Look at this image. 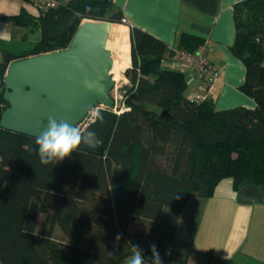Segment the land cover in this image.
<instances>
[{"label": "trees", "instance_id": "obj_1", "mask_svg": "<svg viewBox=\"0 0 264 264\" xmlns=\"http://www.w3.org/2000/svg\"><path fill=\"white\" fill-rule=\"evenodd\" d=\"M59 1L48 10L37 5L38 17L25 9L4 16L39 31L40 38L30 48L2 49L0 119L10 105L4 98L9 63L67 48L86 19L114 22L109 47L131 54L125 76L132 109L117 116L103 154L76 148L47 165L36 155V137L0 126V261L128 264L139 251L143 264H154L155 245L169 264H188L174 238L192 193L213 197L231 178L235 191L255 185L264 199V0H242L233 8L231 51L246 67L240 91L256 105L222 110L211 98H188L185 72L164 65L170 46L137 26L130 34L119 28L125 16L113 0L76 10L70 7L74 0ZM204 42L178 47L195 51ZM120 166L131 171L122 204L114 193ZM133 222L149 229L131 231Z\"/></svg>", "mask_w": 264, "mask_h": 264}, {"label": "crops", "instance_id": "obj_2", "mask_svg": "<svg viewBox=\"0 0 264 264\" xmlns=\"http://www.w3.org/2000/svg\"><path fill=\"white\" fill-rule=\"evenodd\" d=\"M240 1L242 0H113V3L123 11L124 16L135 27L155 35L170 47L183 44L199 45L206 39H210L212 44L210 58L222 69L220 79L208 88L192 70L184 71L188 81L186 94L188 97L191 94H199L211 98L216 102L217 108L222 110L238 106L253 108L256 105L253 99L240 91V86L246 78V67L231 51L235 40L233 8ZM24 9L35 17L41 13V9L29 0L0 2V22L17 34L12 37L11 42L18 45L24 43L27 35H22V27L4 19V16L17 15ZM126 27L128 29V26ZM130 31L131 28L129 33ZM115 38L120 45V38ZM0 49L2 53V49L5 48ZM117 52L124 66H130L131 54L126 51ZM164 62L169 68L171 62L169 58ZM234 192L239 195L217 196L215 192L213 197L198 195L197 199L191 195L178 220L174 238V241L178 240L180 246L178 248V243L174 242L176 248L188 254V264L191 263V257L183 248L192 242L190 238L186 239L190 218L193 215L196 216V208L204 204L209 206L208 212L213 214L212 216H221V219L229 218L228 221H235L238 233L243 240L237 252L222 254L223 260L220 264H264V199L261 202H242L240 191L234 190ZM194 203L196 205L192 206ZM204 215L205 219L209 218L207 214ZM44 216V214L41 215L40 221ZM57 235H63L60 229L57 230ZM198 239L195 234V240ZM203 251L208 257L212 249ZM207 260L208 264H212L210 258ZM0 264H2L1 261Z\"/></svg>", "mask_w": 264, "mask_h": 264}, {"label": "water", "instance_id": "obj_3", "mask_svg": "<svg viewBox=\"0 0 264 264\" xmlns=\"http://www.w3.org/2000/svg\"><path fill=\"white\" fill-rule=\"evenodd\" d=\"M108 1L74 0L70 7L76 10ZM114 24L107 20L86 19L67 48L11 61L4 92L10 105L2 113L0 126L37 137L46 130L49 117L77 128L96 104L112 108L116 82L111 75L114 58L109 43ZM162 114L170 116L168 110ZM116 122V114L101 110L96 120L82 132L77 148L103 154ZM130 176L128 168L118 167L114 178L118 204L125 200V185ZM240 193L242 202L263 200L255 185L242 186Z\"/></svg>", "mask_w": 264, "mask_h": 264}, {"label": "rangeland", "instance_id": "obj_4", "mask_svg": "<svg viewBox=\"0 0 264 264\" xmlns=\"http://www.w3.org/2000/svg\"><path fill=\"white\" fill-rule=\"evenodd\" d=\"M119 24V23H118ZM127 25L121 23L119 28L126 27ZM127 28V27H126ZM23 32L22 35L27 37L24 40L23 44H15L11 42L12 37L16 36L17 34L10 30L4 23L0 22V48H5L8 50H17V49H24L30 48L32 45L40 38L39 31H32L29 28L22 27ZM129 31V27H128ZM113 32V29H112ZM130 34V33H129ZM113 35V34H112ZM11 42V43H10ZM18 45V46H16ZM111 48V47H110ZM112 49V48H111ZM120 50V49H119ZM121 51V50H120ZM2 60V53L0 49V61ZM121 60V59H120ZM122 61V60H121ZM132 61L130 66L125 67L122 63L121 67L113 70L112 72L116 75L118 79V86L117 88L112 91V95L116 97L118 101L119 107H123L125 103L128 106V94L129 88L132 87L130 80L127 79L125 76V72L127 68L131 67ZM124 70V71H123ZM121 74V75H120ZM130 106V105H129ZM86 123H82L78 130L82 132L86 128ZM163 158L162 160H164ZM233 180L231 178L223 180L216 189L217 196H225L228 194L239 195L235 193L233 190ZM113 196V191H112ZM193 198H198L197 193H192ZM201 198V197H199ZM202 200V199H201ZM196 205L194 203L192 206ZM208 207V208H207ZM195 208V207H194ZM209 206H199L196 208L197 213L195 212L196 216H192L190 218V227L187 230L186 239H191V244L183 249L190 254L191 263L190 264H208V260L210 258V263L212 264H220L223 260L222 254L223 253H231L234 254L238 251V248L242 246L243 240L238 233V227L235 221H228L229 218L221 219V216H212L213 214H209L208 212ZM198 211L200 213H198ZM208 213H205V212ZM207 214L209 217L205 219V215ZM207 228V229H205ZM140 229H149V225L142 222H133L131 225V231H137ZM195 234L198 236V240H195ZM177 242L178 248L179 242L178 240L174 241ZM193 245V246H192ZM212 249L208 257H206L205 252L203 250ZM135 256V255H134ZM131 256L128 261L134 258ZM161 264H169L167 256L160 257ZM155 264V262H154Z\"/></svg>", "mask_w": 264, "mask_h": 264}, {"label": "built area", "instance_id": "obj_5", "mask_svg": "<svg viewBox=\"0 0 264 264\" xmlns=\"http://www.w3.org/2000/svg\"><path fill=\"white\" fill-rule=\"evenodd\" d=\"M1 1L3 0H0V2ZM29 1L33 2L34 4L38 5L44 10L55 8L60 4L59 0H29ZM122 23L127 25L129 28L135 26L126 17L123 18ZM170 49L172 54L168 55L167 57L171 61L168 66L169 69L179 70V71L192 70L202 79V81L207 85L208 88H211L213 84H215L220 79L222 69L219 65L215 64L210 58V52L212 50V44L210 39H206L205 42L195 51L187 50L180 47H174V46H171ZM111 75L116 82V86H115L116 89L118 86L117 84L118 79L116 78V75L112 71H111ZM188 98L191 101L194 100L203 101L206 99L205 96L199 94H191ZM114 100H115V104L112 108L102 104H96L88 112V115L82 122V123L87 122L86 128L96 120L101 110H106L116 114L117 116H120L123 112L130 111L132 109L131 106L129 105L126 106L125 103L123 104V107H119L116 97H114Z\"/></svg>", "mask_w": 264, "mask_h": 264}, {"label": "clouds", "instance_id": "obj_6", "mask_svg": "<svg viewBox=\"0 0 264 264\" xmlns=\"http://www.w3.org/2000/svg\"><path fill=\"white\" fill-rule=\"evenodd\" d=\"M91 135V133H89ZM82 133L65 121H59L53 117L48 118L46 130L35 139L36 155L41 163L47 165L52 162L62 161L69 156L81 143ZM119 239V237H117ZM155 264H161L156 246L151 245ZM128 264H143V257L139 251Z\"/></svg>", "mask_w": 264, "mask_h": 264}, {"label": "bare ground", "instance_id": "obj_7", "mask_svg": "<svg viewBox=\"0 0 264 264\" xmlns=\"http://www.w3.org/2000/svg\"><path fill=\"white\" fill-rule=\"evenodd\" d=\"M111 50H112V54H113V58H114V67L112 69V71H113V70L120 68L122 65V62L120 60L119 53L113 49H111Z\"/></svg>", "mask_w": 264, "mask_h": 264}]
</instances>
